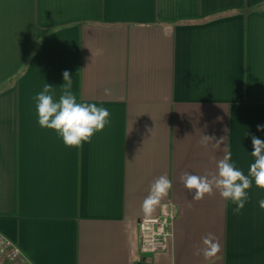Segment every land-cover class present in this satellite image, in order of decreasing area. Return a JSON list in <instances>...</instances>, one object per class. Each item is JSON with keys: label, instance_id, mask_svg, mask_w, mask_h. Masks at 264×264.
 <instances>
[{"label": "crops", "instance_id": "0c3cea01", "mask_svg": "<svg viewBox=\"0 0 264 264\" xmlns=\"http://www.w3.org/2000/svg\"><path fill=\"white\" fill-rule=\"evenodd\" d=\"M65 71L78 100L110 112L82 148L38 124L34 96L48 83L58 99ZM258 125L264 0H0V232L33 264H264V188L253 179L233 214L181 179H211L226 145L247 175ZM161 176L173 190L145 214ZM166 204L171 250L140 255L138 221Z\"/></svg>", "mask_w": 264, "mask_h": 264}, {"label": "clouds", "instance_id": "9594fccd", "mask_svg": "<svg viewBox=\"0 0 264 264\" xmlns=\"http://www.w3.org/2000/svg\"><path fill=\"white\" fill-rule=\"evenodd\" d=\"M62 93L57 99L52 89L54 86L45 84L43 89L34 96L38 124L42 128L54 130L62 138L67 147L82 148L85 143L91 142L92 137L103 131L110 124V112L107 108L97 106L94 102L78 100L77 95L72 91L71 74L63 73ZM108 94V90H106ZM258 130L264 132V125H258ZM214 137L204 135L201 143L207 147ZM253 150L251 155L255 158L249 165L248 174L239 169L232 160V154L227 151L218 162V173L211 179L208 176H201L193 173H185L181 179L184 187L191 193L194 201L202 200L205 195H212L219 191L220 196L235 205L233 214H239L248 201V190L255 185L264 188V140L252 135ZM216 145L225 143V138L215 141ZM173 190V181L167 176L159 177L152 185L150 194L143 202V211L150 214L163 197H166ZM259 206L264 208V199L259 201ZM203 255H213L219 250L218 242L209 234L203 239Z\"/></svg>", "mask_w": 264, "mask_h": 264}, {"label": "built area", "instance_id": "2783aa9c", "mask_svg": "<svg viewBox=\"0 0 264 264\" xmlns=\"http://www.w3.org/2000/svg\"><path fill=\"white\" fill-rule=\"evenodd\" d=\"M176 220L175 207L166 204L155 218L138 221L139 253L143 256L155 255L171 250L174 242ZM0 259L9 264H33L19 246L0 232Z\"/></svg>", "mask_w": 264, "mask_h": 264}, {"label": "rangeland", "instance_id": "374dc122", "mask_svg": "<svg viewBox=\"0 0 264 264\" xmlns=\"http://www.w3.org/2000/svg\"><path fill=\"white\" fill-rule=\"evenodd\" d=\"M0 264H6V263L2 259H0Z\"/></svg>", "mask_w": 264, "mask_h": 264}, {"label": "trees", "instance_id": "16d2710c", "mask_svg": "<svg viewBox=\"0 0 264 264\" xmlns=\"http://www.w3.org/2000/svg\"><path fill=\"white\" fill-rule=\"evenodd\" d=\"M6 264H9L8 262H5Z\"/></svg>", "mask_w": 264, "mask_h": 264}]
</instances>
